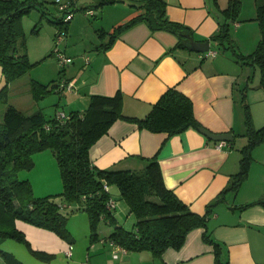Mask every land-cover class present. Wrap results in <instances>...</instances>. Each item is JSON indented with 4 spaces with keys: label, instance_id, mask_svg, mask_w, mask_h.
Segmentation results:
<instances>
[{
    "label": "crops",
    "instance_id": "crops-1",
    "mask_svg": "<svg viewBox=\"0 0 264 264\" xmlns=\"http://www.w3.org/2000/svg\"><path fill=\"white\" fill-rule=\"evenodd\" d=\"M71 1L78 9L98 7L92 15L99 16L93 31L100 40L92 44L95 42L91 39L81 48H76L73 41L66 42L64 50L71 61L62 68L63 80L69 87H62L61 93L72 105L69 111L83 110L92 94L111 96L118 92L122 112L143 117L158 97L174 86L191 99L201 126L213 133L229 132L233 137L231 141L214 140L193 127L170 135L118 118L89 148L92 163L99 168L141 171L148 159L155 157L167 188L195 213L203 214L210 208L207 230L221 245L223 259L229 264L264 263V205L257 202L264 199V142L252 149L248 175L239 188L227 189L232 175L240 168L241 149L247 141L243 95L254 127L264 125V89L257 86L258 69L237 59L231 48L211 39L225 20L221 10L229 0H165L170 19L189 27L193 39L209 40L210 48L202 52L190 49L189 40L188 47L177 46V35L152 31L143 21L121 32L104 49L102 43L108 42L105 32L139 12L133 5L136 0H114L101 5L100 0H85L83 4L80 0ZM240 1V20L231 22V32L237 49L246 54L254 49L260 31L254 19L255 1ZM76 25L77 20L73 19L69 31ZM101 30L103 36L98 32ZM45 76L30 79L47 83ZM13 82L8 83L9 93ZM5 84L0 67V89ZM12 104L26 112L40 109L35 102L29 108ZM35 154L54 156L50 149ZM246 204L249 205L243 207ZM114 216L120 223L117 206ZM128 217L133 218L130 213ZM83 218L89 226L88 216ZM131 221L130 227L134 219ZM10 225L4 229L17 228L28 244L11 236L0 238V264H7V258L15 264H214L213 246L202 237L204 227L190 230L179 249L167 248L156 257L145 250L122 249L108 240L111 229L108 233L98 232V242L107 243V247H101L91 242L89 227L79 243L68 225V238L21 218H11Z\"/></svg>",
    "mask_w": 264,
    "mask_h": 264
},
{
    "label": "trees",
    "instance_id": "trees-1",
    "mask_svg": "<svg viewBox=\"0 0 264 264\" xmlns=\"http://www.w3.org/2000/svg\"><path fill=\"white\" fill-rule=\"evenodd\" d=\"M112 1L100 0L98 5ZM254 1V19L258 23L260 36L251 52L241 53L232 37L231 22L240 20V0H229L221 10L225 20L219 24L211 39L226 49L231 48L243 63L257 68V86L264 89V0ZM133 5L139 12L115 26L111 32H105L108 33V42L102 43V48L111 46L121 32L140 21L145 22L152 31L165 30L177 35L180 39L177 46L188 47V39L183 34L190 33V29L167 16L165 0H136ZM33 8L41 11L45 17L50 12L46 0H0V67L6 80L5 86L0 89V99L7 95L8 83L25 74L36 63L29 60L22 48L25 39L21 17ZM75 10L78 7L75 6ZM48 20L54 22L50 18ZM37 27L34 26L33 31L37 32ZM99 34L103 36L104 31L101 30ZM63 82L66 83L63 77H59L49 88L48 82L31 79L29 86L33 97L38 99L50 90H62L66 86L62 85ZM242 103L247 143L241 149L240 168L232 175L227 188L233 191L239 188L248 175L252 149L264 142V125L254 127L244 95ZM56 112L47 117L41 109L26 112L12 103H6L0 121V206L4 207L3 211L11 212L13 219H24L68 238L65 212L75 208L84 210L88 216L92 243L99 239L96 225L103 221L111 226L108 240L127 251L145 250L156 257H160L167 248L179 249L190 230L204 227L202 237L213 246L214 264H229L227 259L222 258L221 245L207 230L210 208L203 214L195 213L167 188L155 157L148 159L141 171L99 168L89 158V148L118 118L135 122L150 131H165L170 135L189 127L198 129L200 123L195 118L193 103L187 95L170 86L143 117L125 115L121 110V96L118 92L111 96L92 94L83 110H71L65 113L63 119L58 118ZM44 149L53 151L63 187L55 194L33 196L30 183L17 179L16 174L20 169H30L33 165L32 155ZM113 185L117 187L120 198L134 219L130 228L119 223L114 216L117 201L110 192ZM56 196H59V200ZM257 202L264 205V199ZM64 203L70 206L62 207ZM7 236L28 244L24 234L17 228L0 229V238ZM7 264L15 262L7 258Z\"/></svg>",
    "mask_w": 264,
    "mask_h": 264
},
{
    "label": "rangeland",
    "instance_id": "rangeland-1",
    "mask_svg": "<svg viewBox=\"0 0 264 264\" xmlns=\"http://www.w3.org/2000/svg\"><path fill=\"white\" fill-rule=\"evenodd\" d=\"M46 1L50 9V12H47L46 16L54 20V22L49 21L48 18L43 16L41 11L36 8L31 9L21 17V25L25 39V46L23 45L22 48L26 51L30 61L35 62L37 60V62L32 65L25 74L20 76L19 79H15L13 82L14 85L10 86L11 92L9 93L7 90L5 98L0 99V121L3 118V111L7 102H14L24 108H29L28 106L35 102L47 117L54 115L55 109L59 111L64 110L68 113L72 105L68 103L66 95L61 93V90H50L46 95L35 99L30 91L28 81L31 80L30 77L33 78L34 76L45 74L46 76L44 78L49 86L53 82H57L59 77L62 78L64 76V71L62 73L60 71L61 68L56 57V49H60L66 56H68V51L64 50L66 49L65 46L67 40L73 41L76 48H81L83 43H91V39L95 42L92 44H96L99 42L96 40H100V36L93 31L94 27L96 28V26H98L99 16L86 15L84 14L83 9H78L72 18V20H77V25L69 31V24L72 20L66 21L63 19L64 22H62L61 18L63 13L58 9L57 3L54 2L55 0ZM84 1L85 0H80V4H83ZM96 8H94V11H98ZM36 25L38 26L37 32L33 31V28L34 26L36 27ZM23 50L21 49V51ZM87 52L89 53L90 50L87 49ZM246 143L247 141L245 144ZM32 160L33 165L30 169H20L16 174L17 179L27 180L30 183L32 195L44 196L49 193L55 194L59 190H62L63 182L56 158L53 155L37 156V154L34 153L32 155ZM110 192L113 198L117 201L116 206L119 213L120 223H125L130 227L133 218H127L129 212L126 204L119 196L117 187L114 185L111 186ZM56 199L59 200V196H56ZM73 206L75 205L73 204ZM3 209L4 207L0 206V229L11 226V217L12 220L14 217L11 212L3 211ZM65 213L66 227L68 225L73 228L74 235L78 238L77 241L81 243L83 241L84 231L89 227L87 221L83 218L84 215L87 219V213L84 210L76 208L66 211ZM67 218L69 219L67 220ZM110 227V225L103 221H99L96 225L98 232L103 230L108 233V230L111 229ZM98 240L94 243H98L97 245L101 247H107V243L102 244V242H98Z\"/></svg>",
    "mask_w": 264,
    "mask_h": 264
},
{
    "label": "built area",
    "instance_id": "built-area-1",
    "mask_svg": "<svg viewBox=\"0 0 264 264\" xmlns=\"http://www.w3.org/2000/svg\"><path fill=\"white\" fill-rule=\"evenodd\" d=\"M72 1L71 0H55V3H57V6H58V9L64 13L63 15V19L64 20H69L70 18H72L73 14H74V11H75V6L74 4L71 3ZM85 14L87 15H92L94 14V10L93 9H85L84 10ZM60 38V36H59ZM56 56H57V60H58V63L60 66H64L66 63H69L71 61V57L69 56H66L63 51H61L60 49H56ZM62 85H68L69 87V84L68 83H65L63 82ZM57 114V117L58 118H65L66 115H65V112L64 111H59L57 110L56 112ZM70 205L69 204H66L64 203L62 205V207H69ZM69 254V253H68ZM114 256H116V253H114Z\"/></svg>",
    "mask_w": 264,
    "mask_h": 264
},
{
    "label": "water",
    "instance_id": "water-1",
    "mask_svg": "<svg viewBox=\"0 0 264 264\" xmlns=\"http://www.w3.org/2000/svg\"><path fill=\"white\" fill-rule=\"evenodd\" d=\"M184 37L189 40V48L196 51H207L210 48L209 40L206 39L204 41H198L193 39L191 33H184ZM198 129L204 133L207 137L214 139V140H221V141H231L233 139L231 133H213L206 129L203 126H199Z\"/></svg>",
    "mask_w": 264,
    "mask_h": 264
}]
</instances>
